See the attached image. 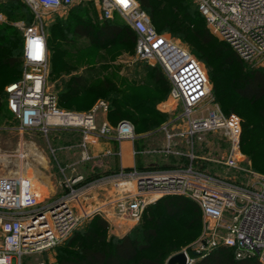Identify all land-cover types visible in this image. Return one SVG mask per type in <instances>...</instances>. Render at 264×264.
<instances>
[{"label": "built area", "instance_id": "obj_1", "mask_svg": "<svg viewBox=\"0 0 264 264\" xmlns=\"http://www.w3.org/2000/svg\"><path fill=\"white\" fill-rule=\"evenodd\" d=\"M32 21L17 23L22 31V71L7 84V108L20 131L35 130L47 136L55 129L79 131L81 159L107 156L119 165L92 177L63 172L62 190L53 198L39 199L28 175L0 174V264H23L22 257L47 251L61 243L82 222L103 213L119 226L136 224L145 207L165 195H185L201 210L202 233L183 252L186 264L191 253L204 255L222 244L233 247L238 259L254 257L264 264V179L259 174L238 181L193 164L199 156L187 153L189 162L173 166H124L121 142L135 139L129 120L112 124L105 114L108 102L98 99L87 111L66 110L46 88L48 47L43 28V11L73 5L77 0H60L48 6L43 0H21ZM100 19L118 13L135 31L133 60L157 64L170 83L168 101L160 110H181L160 128L166 131L163 151L172 152L174 137L194 138L221 129L229 146L221 163L243 168L240 149L241 118L224 113L211 98V84L203 64L179 41L158 32L137 0H96ZM209 31L227 42L244 60L264 62V0H195ZM5 21L0 12V23ZM104 115V117H102ZM169 125H178L169 131ZM105 143V145H104ZM104 147L92 153L94 146ZM94 152V151H93ZM134 146L131 154L139 153ZM35 264H45L37 261Z\"/></svg>", "mask_w": 264, "mask_h": 264}, {"label": "rangeland", "instance_id": "obj_2", "mask_svg": "<svg viewBox=\"0 0 264 264\" xmlns=\"http://www.w3.org/2000/svg\"><path fill=\"white\" fill-rule=\"evenodd\" d=\"M151 1L162 3V5L166 1L168 4L170 2L186 1V3H190L194 11L197 8L195 0ZM8 5V3L0 5V12L5 17V21L1 22L0 25H10L14 29V43L21 51L22 31L17 23L23 21L27 24V22L32 21L29 16L31 12L25 7H19L14 12L12 10L14 4H11V7ZM78 7L81 11L87 9V13L92 11L91 15L98 24L102 20L98 16L99 5L96 0H77L73 5L66 8L43 11L44 21L42 26L50 43L46 82V88L49 91L58 98L60 92L67 89V85L74 76H81L88 90L94 88L95 84L101 81L115 86L109 92L95 97L94 102L103 98L110 100L112 97L116 98V96L120 99L128 90L140 92V95L145 96L150 103V107L163 115L160 118L150 114L142 116L135 113L131 107L126 108L139 120L145 117L148 120H153L154 123L149 125V128L135 125L137 128L133 146L140 151L134 156L135 160L137 159V162H135L137 166L154 167L186 164L189 162L186 156L187 153L193 152L199 156L193 161V164L201 169L244 182L252 179L254 174H259L264 179V116L259 114V108L264 105V99L252 102L232 98L230 102L235 103L234 111H237L241 118V135H245L243 143H241L240 135V149L243 158L240 165L243 168H230L221 163L229 146L227 136L221 129L206 131L192 139L176 136L171 140L173 151L165 152L163 149L167 144L166 131L160 127L168 123L173 115L181 110V106L173 104L174 109L171 111L160 110L163 104L166 105L170 102L168 101V92L162 88L165 80L155 82L152 77V70H154L156 64L151 65L144 61L133 60L131 44L120 39L105 46L97 47L92 44L89 38L76 35L73 31L75 25L73 19L75 15H79V12L72 9ZM165 9L168 10L169 7L165 6ZM114 18L119 23L125 22L119 14L114 15ZM163 33L179 41L199 61L201 54H206L210 58L213 56L211 47H202L191 31H188V34L184 36L172 35L167 31H163ZM213 36L216 38L215 43L218 40L222 41L217 36ZM227 54L228 52H225L224 55ZM242 60L249 67L264 66V62L257 64L254 61ZM18 74L19 70L17 68L6 70L2 76V86L4 87L11 78L16 77ZM86 97L92 98L93 96L86 93ZM211 98L224 111L222 103L216 100L212 94V89ZM4 99L3 108L0 112V174L32 175L39 199L53 198L60 193L62 190L61 182L63 181L61 167H66V175L82 173L87 177H92L118 166V160L107 156H95L88 160H82L81 151L78 147L81 140L79 131L55 129L45 136L35 130H18L16 119L7 111ZM61 107L66 110L80 111L67 106ZM224 113L226 112L224 111ZM109 114L108 112L105 114L108 120ZM167 128L172 132L177 131L178 125H175V129L171 125ZM103 147L102 144L94 146V152L92 151V153L101 150ZM122 148L123 161L127 164L131 160L128 153V144H122ZM41 156L45 158V165L40 161ZM19 157L22 160L20 166H18ZM163 213V206L157 205L152 215V219L160 218L158 219L159 224L156 225L157 236L153 239L150 250L143 254L151 257L164 254L162 264H167V259L171 255L199 239L203 224L201 217L199 224L192 227L193 222L189 227L190 220L187 219L190 216L196 217L197 214L191 211H187L175 219ZM151 214V212H145L138 224L121 227L113 223L105 214L95 213L82 220L76 228L85 225L97 215L107 221L106 233L108 236L121 237L129 232L132 233L136 227L142 228L146 224L145 215ZM187 221L188 224H186ZM69 236L47 251L22 257L23 264H35L39 260L44 261L45 264H53L56 261L58 246L64 245Z\"/></svg>", "mask_w": 264, "mask_h": 264}, {"label": "trees", "instance_id": "obj_3", "mask_svg": "<svg viewBox=\"0 0 264 264\" xmlns=\"http://www.w3.org/2000/svg\"><path fill=\"white\" fill-rule=\"evenodd\" d=\"M137 1L140 7L149 15L152 25L158 32L167 31L172 35L184 36L188 34V31H191L202 47H211L212 58L206 54H201L200 61L204 64L212 94L216 100L222 103L226 113L235 112L239 114L234 111L235 103H230L232 98L252 102L264 99V66H246L237 52L227 42L218 40L215 43L216 38L207 28L205 19L197 8L194 11L190 3H186V1L170 2L169 4L166 1L164 5L151 0ZM3 3H8L9 7L14 4L12 5L14 12L19 7H25L29 10L21 0H0V5ZM165 6H168L169 9L166 10ZM72 10H78L77 12H79V15H75L73 19L75 23L73 31L76 35L89 38L92 44L97 47L105 46L120 39L131 44L133 54L136 34L130 25L124 21V23L115 21L114 16L110 19H103L98 24L91 15L92 11L87 13V9L81 11L79 7ZM116 14L118 13L114 15ZM29 16L32 18L31 13ZM29 23L31 21L27 22V24ZM46 42L49 55L50 43L47 38ZM14 45V29L10 25H0V112L5 98V107L10 113L6 105L7 93L5 86L17 80L22 71L21 51L16 46L17 44ZM225 52H228V54L224 55ZM156 66L152 70V77L155 82L165 80L162 88L169 93L170 83L160 66L157 64ZM14 68L19 70V74L11 78L3 87L2 76L6 70H14ZM83 81L81 76H74L70 80L67 89L61 91L57 98L59 107L67 106L80 111L89 110L95 103V97L115 88L114 85H108L105 81H101L95 84L94 88L88 90ZM86 93H90L93 97H86ZM103 99L108 102L107 112L110 113L109 121L112 124L123 119L133 122L134 126L146 128L154 124L153 120H148L145 117L140 120L136 118L129 109H126L129 107L142 116L150 114L160 118L163 115L151 108L148 99L140 95V92L128 90L120 99L118 96L116 98L112 97L110 100ZM259 114L264 116V105L259 108ZM243 141H245L244 134L241 135V143ZM157 205H162L164 208L163 214L174 219L187 211L197 213L196 217L190 216L187 219L190 220L189 227L193 222L192 227L200 223L201 210L195 201L183 195H165L145 207L137 224L141 221L145 212H151L152 214L145 215L146 224L142 228L136 227L132 233L129 232L121 237L108 236L106 233L107 221L95 215L85 225L75 228L64 245L58 246L56 261L53 264H162L164 254L153 257L143 254L150 250L152 241L157 236L156 225L159 224L158 219L160 218L152 219ZM149 222L151 224H148ZM186 224H188V221ZM191 256L195 258L192 264H260L254 257L236 258L234 248L222 244L212 247L202 256L194 253H191Z\"/></svg>", "mask_w": 264, "mask_h": 264}, {"label": "crops", "instance_id": "obj_4", "mask_svg": "<svg viewBox=\"0 0 264 264\" xmlns=\"http://www.w3.org/2000/svg\"><path fill=\"white\" fill-rule=\"evenodd\" d=\"M98 10V9H97ZM97 12V11H96ZM99 13H100V11L98 10V16H99ZM128 144V153H129V156H130V158H131V160L129 161V163H127V164H125L124 163V161H123V148H122V144ZM103 145V144H102ZM104 145H105V143H104ZM132 147H133V143L131 142V141H129V140H123L122 142H121V150H122V157H121V163L124 165V166H131V165H134L135 164V162H137V159L135 160V158L132 156V154H131V149H132ZM113 159H115V158H113ZM116 160H118V159H116ZM118 162V164L117 165H119V160L117 161ZM18 166H20V164L18 165ZM116 168V167H115ZM115 168H113V169H115ZM112 170V169H111ZM25 171H26V169H25ZM26 175H28V174H26ZM31 179H32V181H33V183L34 184H36L35 182H34V180H33V177H32V175H28ZM122 227V226H121ZM123 227H125V226H123Z\"/></svg>", "mask_w": 264, "mask_h": 264}, {"label": "water", "instance_id": "obj_5", "mask_svg": "<svg viewBox=\"0 0 264 264\" xmlns=\"http://www.w3.org/2000/svg\"><path fill=\"white\" fill-rule=\"evenodd\" d=\"M167 264H186L185 255L183 252H177L167 259Z\"/></svg>", "mask_w": 264, "mask_h": 264}, {"label": "clouds", "instance_id": "obj_6", "mask_svg": "<svg viewBox=\"0 0 264 264\" xmlns=\"http://www.w3.org/2000/svg\"><path fill=\"white\" fill-rule=\"evenodd\" d=\"M31 2V0H30ZM43 2L45 3L46 6H48V0H43ZM60 3V0H52V5L54 6H58Z\"/></svg>", "mask_w": 264, "mask_h": 264}, {"label": "bare ground", "instance_id": "obj_7", "mask_svg": "<svg viewBox=\"0 0 264 264\" xmlns=\"http://www.w3.org/2000/svg\"><path fill=\"white\" fill-rule=\"evenodd\" d=\"M20 157H19V164L21 165L22 160L20 159ZM40 161L45 165L46 161H45V158L43 156H41Z\"/></svg>", "mask_w": 264, "mask_h": 264}, {"label": "snow or ice", "instance_id": "obj_8", "mask_svg": "<svg viewBox=\"0 0 264 264\" xmlns=\"http://www.w3.org/2000/svg\"><path fill=\"white\" fill-rule=\"evenodd\" d=\"M122 2H124V0H122Z\"/></svg>", "mask_w": 264, "mask_h": 264}]
</instances>
